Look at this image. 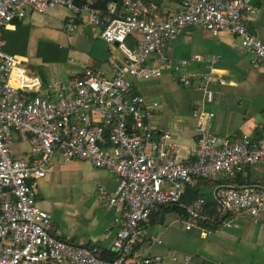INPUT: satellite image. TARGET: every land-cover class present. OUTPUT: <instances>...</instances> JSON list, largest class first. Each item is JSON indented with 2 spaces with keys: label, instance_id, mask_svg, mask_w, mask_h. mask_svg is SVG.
Returning <instances> with one entry per match:
<instances>
[{
  "label": "built area",
  "instance_id": "built-area-1",
  "mask_svg": "<svg viewBox=\"0 0 264 264\" xmlns=\"http://www.w3.org/2000/svg\"><path fill=\"white\" fill-rule=\"evenodd\" d=\"M83 1L86 24L100 27L105 42H117L123 60L110 74L88 67L68 82L55 77L46 84L4 49L2 30L27 13L59 7L77 13L80 7L75 0H0V264H156L159 255L137 247L151 212L163 204L181 206L187 186L215 180L218 174L228 180L213 191L219 225L231 226L232 220L223 216L232 212L258 222L264 211V188L238 187L233 180L246 166L264 168V140L245 133H213L214 113L198 105L192 111L197 131L192 159L180 161L171 133L150 123L158 102L138 94L133 82L161 76V68L147 64L149 55L190 27L214 35L229 31L254 62L264 63V39L247 23L255 10L253 0H181L179 10L165 19L157 17L156 6L147 8L142 0H122L119 8L110 1L101 11L93 7V0ZM134 35L130 47L127 38ZM186 64L182 60L179 66ZM174 75L212 101V74L193 76L176 70ZM15 138L27 143V158L15 155ZM55 153L65 161L87 160L117 176L113 192L100 186L95 193L100 204L121 209L114 220L115 258L103 259L95 246L51 234L50 214L38 204L35 183L49 172ZM205 203L198 196L182 205L186 229L205 234L204 223L209 221Z\"/></svg>",
  "mask_w": 264,
  "mask_h": 264
},
{
  "label": "crops",
  "instance_id": "crops-1",
  "mask_svg": "<svg viewBox=\"0 0 264 264\" xmlns=\"http://www.w3.org/2000/svg\"><path fill=\"white\" fill-rule=\"evenodd\" d=\"M142 1L147 8L156 6L160 19L177 12L181 3ZM112 2L119 8L122 0ZM253 3L255 10L248 15L247 23L254 34L264 39V0ZM78 7L77 13L59 7L46 14L27 13L24 18L15 19L2 30L4 49L15 55L18 53L13 51L19 47L25 52L35 33H41L34 23L46 20V35H42L46 38V60L50 64L42 69L37 65L39 75L32 76L47 84L55 77L68 82L88 67L112 73L113 65L123 60V54L118 46L102 40L100 27L86 24L88 9L84 1ZM135 35L127 38L128 46H134ZM195 55L200 59L194 60ZM17 56L21 63L28 60L25 55ZM182 60L187 61L185 66H179ZM147 64L161 68L162 74L135 79V91L147 101L158 102L150 123L158 131L171 133L178 160L192 159L197 138L192 111L198 105L214 113L210 124L213 133H245L252 139L264 140V63L254 62L231 32L214 35L200 27H190L151 53ZM176 70L193 76L212 74V101L207 102L203 92L194 86L179 83L174 75ZM12 149L16 156L29 155L27 143L19 139H14ZM235 180L242 186L257 184L264 188V171L258 165H250ZM116 184L113 172L95 168L87 160L65 161L60 153H55L49 172L35 183L38 204L50 214L51 234L74 244L111 249L117 228L114 220L121 209L100 204L95 193L100 186L113 192ZM224 184V175L218 174L215 180H203L194 189L212 209L216 206L214 188ZM229 218L231 226L209 224L204 226L205 234H201L197 228H185L184 214L178 210L161 214L153 211L143 225L146 233L140 236L137 247L149 255H159L156 264H264V211L258 222L236 212L230 213Z\"/></svg>",
  "mask_w": 264,
  "mask_h": 264
},
{
  "label": "trees",
  "instance_id": "trees-1",
  "mask_svg": "<svg viewBox=\"0 0 264 264\" xmlns=\"http://www.w3.org/2000/svg\"><path fill=\"white\" fill-rule=\"evenodd\" d=\"M110 1H114V0H96L95 3L93 4V6H94V8H97V9H99L101 11V10L105 9L107 3L110 2ZM75 3L78 6H82L83 0H75ZM131 47H133V45ZM176 80H177V78H176ZM133 82H134V86H135V81L133 80ZM254 140H256V139H254ZM256 165L260 166L262 168V170L264 171V168L261 165H259V164H256ZM240 173H238V174H240ZM203 180L204 181H210L208 179H201V180H199L197 182V184L194 187L187 186L185 188L184 194L181 197V201H180L182 205L188 204V203L194 201L198 197L197 192H196V190L194 188L199 184V182H201ZM225 180H226V183H227L228 180L226 178H225ZM233 183L236 184L238 187L242 186L241 184H238L235 179L233 180ZM245 186H253V187L262 188L260 185H257V184H249V185H245ZM185 194H186V197H185ZM182 205L180 206L179 204H163V205L159 206L154 211L156 213H158V214H161L163 211L178 210V211H180V212H182L184 214V208L182 207ZM205 209H206V215L209 217V221L205 222L204 225L206 226V225H209V224H211V225L219 224L220 218L217 216L218 212L216 210V206L211 209V208L207 207V205L205 203ZM152 212H151V214H152ZM229 216H230V213H227L223 217H229ZM99 255L103 259H113V258L116 257V253L114 251H112L111 249H109V250H103V249L100 250L99 249Z\"/></svg>",
  "mask_w": 264,
  "mask_h": 264
},
{
  "label": "rangeland",
  "instance_id": "rangeland-1",
  "mask_svg": "<svg viewBox=\"0 0 264 264\" xmlns=\"http://www.w3.org/2000/svg\"><path fill=\"white\" fill-rule=\"evenodd\" d=\"M43 14H46V12ZM39 23L40 24L38 25L37 23L34 24L41 29V33L40 35L38 31L35 33L34 39L30 40L29 42L30 47L28 49H24L25 52H22L23 48L21 49L20 47L19 49L13 51L14 53L25 55V57L28 59L27 62H22L21 65L27 70V72L29 71V75L35 73L39 75V69L37 65H39V68L42 69L43 67H46V65L50 64V61L46 60V57L49 56V53H46V38L42 35H46L45 32L43 33L44 28L46 29V20H41ZM67 28L70 29L71 27L67 26Z\"/></svg>",
  "mask_w": 264,
  "mask_h": 264
},
{
  "label": "water",
  "instance_id": "water-1",
  "mask_svg": "<svg viewBox=\"0 0 264 264\" xmlns=\"http://www.w3.org/2000/svg\"><path fill=\"white\" fill-rule=\"evenodd\" d=\"M113 45L118 46V43L117 42H114Z\"/></svg>",
  "mask_w": 264,
  "mask_h": 264
}]
</instances>
